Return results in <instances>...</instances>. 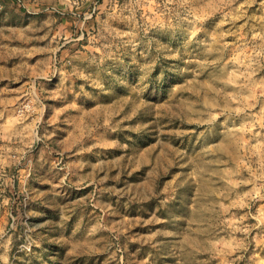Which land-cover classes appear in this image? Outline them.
Segmentation results:
<instances>
[{
	"label": "rangeland",
	"instance_id": "obj_1",
	"mask_svg": "<svg viewBox=\"0 0 264 264\" xmlns=\"http://www.w3.org/2000/svg\"><path fill=\"white\" fill-rule=\"evenodd\" d=\"M0 264H264V0H0Z\"/></svg>",
	"mask_w": 264,
	"mask_h": 264
}]
</instances>
